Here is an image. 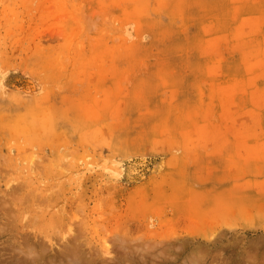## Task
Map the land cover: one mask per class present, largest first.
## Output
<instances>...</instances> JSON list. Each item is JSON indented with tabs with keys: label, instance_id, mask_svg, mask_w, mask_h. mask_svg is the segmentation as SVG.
I'll return each mask as SVG.
<instances>
[{
	"label": "rangeland",
	"instance_id": "rangeland-1",
	"mask_svg": "<svg viewBox=\"0 0 264 264\" xmlns=\"http://www.w3.org/2000/svg\"><path fill=\"white\" fill-rule=\"evenodd\" d=\"M67 244L264 264V0H0V264Z\"/></svg>",
	"mask_w": 264,
	"mask_h": 264
},
{
	"label": "bare ground",
	"instance_id": "bare-ground-1",
	"mask_svg": "<svg viewBox=\"0 0 264 264\" xmlns=\"http://www.w3.org/2000/svg\"><path fill=\"white\" fill-rule=\"evenodd\" d=\"M71 232H72V228H71V226L68 228V230H67V233H68V235L70 234L71 235ZM69 235V236H70ZM73 239H75V237L73 238ZM65 248L67 249V255H65L67 258H68V260H67V262H69V264H87L88 262L86 261V263H83V261L81 260V258H80V256L79 255H75V251H76V248H73V247H71V246H69L68 244L67 245H65ZM63 250H65V249H63ZM101 252L105 255V256H109V255H111V252H110V250H109V247H108V244H107V242L106 241H104L103 242V246H102V250H101ZM126 252V251H125ZM125 252H123V255L124 256H127L126 255V253ZM110 257H112V255L110 256ZM110 257H108L109 258V261H111L113 258H110ZM115 257V256H114ZM117 260H119V259H117ZM116 260V261H117ZM121 260V259H120ZM119 260V261H120ZM95 261V260H94ZM114 261V260H113ZM116 261H114V263L116 262ZM65 264V263H64Z\"/></svg>",
	"mask_w": 264,
	"mask_h": 264
}]
</instances>
